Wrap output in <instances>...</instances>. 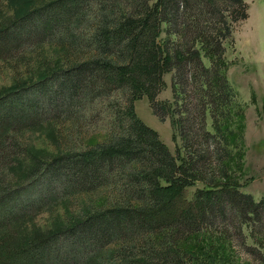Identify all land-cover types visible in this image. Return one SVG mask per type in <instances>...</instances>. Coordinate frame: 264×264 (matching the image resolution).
Segmentation results:
<instances>
[{
  "label": "trees",
  "instance_id": "1",
  "mask_svg": "<svg viewBox=\"0 0 264 264\" xmlns=\"http://www.w3.org/2000/svg\"><path fill=\"white\" fill-rule=\"evenodd\" d=\"M246 17L244 0H41L0 20V62L24 61L22 45L56 28L50 41L63 62L0 89V264H209L190 246L202 237L264 264V194L255 199L233 179L226 125L235 91L224 42ZM170 70L181 156L134 109L146 95L164 118L169 104L155 96ZM115 88L122 106L111 105L99 139L80 133L75 148L55 134L58 151L43 160L22 141L46 119L44 106L59 112ZM56 182L79 198L76 208L68 204L54 227L29 225Z\"/></svg>",
  "mask_w": 264,
  "mask_h": 264
},
{
  "label": "rangeland",
  "instance_id": "2",
  "mask_svg": "<svg viewBox=\"0 0 264 264\" xmlns=\"http://www.w3.org/2000/svg\"><path fill=\"white\" fill-rule=\"evenodd\" d=\"M40 1L0 0V20L11 18L19 9L26 5L35 6ZM244 1L247 5V17L234 24L230 41L224 42L222 54L225 62L223 70L235 91L232 100L233 111L226 119V125L232 131L230 147L235 154L231 161L234 171L233 179L241 183L243 190L250 192L255 199H258L264 194V115L262 112L264 99V0ZM36 22L38 23V18L35 17L34 23ZM59 33V29L56 28L51 34L44 37L42 43L36 45H26L27 42H25L22 48H25L23 53L26 56L25 60L20 63H13L16 59H11V63L0 62V89L21 80L27 81L33 73L45 65L50 68L62 65V59L59 57V45H56L55 40L50 41L51 38H57ZM173 76L174 70L163 72L162 85L155 96L158 101L169 104V110L164 114V118H160L153 112L146 95L134 101V109L139 118L158 131L160 138L167 144L170 151L176 156H181L185 153L175 123L176 115L172 111L174 106ZM181 95L184 96V92ZM96 99L90 102L80 99L77 103L67 104L59 112L44 106L43 113L46 115V119L37 121L36 125L25 130L21 134L22 141L43 160V157L46 158L58 151V144L54 142L55 134H68L65 139L69 144H73L71 141H74L75 148H79L77 141H79L78 134L80 133L84 134L82 136H89L92 140L99 139L106 131L110 121L111 105H116L115 109L121 107L122 99L116 88ZM180 102L181 100L178 99V103ZM56 116L58 118L54 119ZM54 120L57 122L54 123ZM74 122L77 123L76 128ZM206 122V126L212 130V117L209 110L206 112ZM57 129L58 131H55ZM59 138H61L60 146L64 147L66 143H62V136ZM213 161L215 163V158ZM200 184L201 181H198L189 187V195ZM62 188L61 183L56 182L54 192L58 193L48 196L47 198L53 197L46 198V201L32 208L31 215L28 217L29 225L35 224L40 229L54 227L68 208V204L70 208H76L79 198H75L71 193L65 194L62 192ZM190 246L197 249L202 256L204 255L209 264H244L245 262V256L237 252L236 246L227 240L218 241L209 237H202L199 240L193 238ZM81 260L82 258L79 256L78 263H81Z\"/></svg>",
  "mask_w": 264,
  "mask_h": 264
},
{
  "label": "water",
  "instance_id": "3",
  "mask_svg": "<svg viewBox=\"0 0 264 264\" xmlns=\"http://www.w3.org/2000/svg\"><path fill=\"white\" fill-rule=\"evenodd\" d=\"M262 112H263V115H264V99H263V103H262Z\"/></svg>",
  "mask_w": 264,
  "mask_h": 264
}]
</instances>
